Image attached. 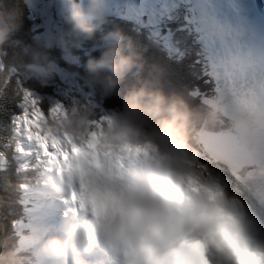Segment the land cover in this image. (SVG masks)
Masks as SVG:
<instances>
[{
  "label": "clouds",
  "instance_id": "1",
  "mask_svg": "<svg viewBox=\"0 0 264 264\" xmlns=\"http://www.w3.org/2000/svg\"><path fill=\"white\" fill-rule=\"evenodd\" d=\"M16 2L30 8L33 0ZM52 2L62 5L69 27L22 49L32 63L13 92L21 108L25 90L38 101L29 103L30 115L39 113L32 132L45 147L17 125L38 153L42 174L35 186L64 193L70 211L54 230L36 225L24 236L20 251H31L30 264H213V258L217 264H264L255 213L229 195L214 162H201L192 145L200 117L183 98L134 87L119 110L98 118L91 104L46 106L25 86L30 80L45 86L56 71L64 81L75 79L73 68L65 71L51 58L52 44L69 59L70 47L81 48L110 23L105 0ZM8 3L0 0V56L15 44L22 24L21 10ZM200 24L202 52L219 84L206 101L205 122L227 118L238 133L264 142V43L245 39L250 27L233 28L214 17ZM124 41L119 31H107L93 44L99 57L84 67V83L102 99L116 93L135 66L131 42ZM16 75L0 63V96ZM20 251L0 254V264H26ZM97 252L103 258L90 259Z\"/></svg>",
  "mask_w": 264,
  "mask_h": 264
},
{
  "label": "trees",
  "instance_id": "2",
  "mask_svg": "<svg viewBox=\"0 0 264 264\" xmlns=\"http://www.w3.org/2000/svg\"><path fill=\"white\" fill-rule=\"evenodd\" d=\"M8 6L21 10L22 24L13 37L15 44L6 45L4 55L0 56V63L5 66V71L15 69L17 73L10 81L9 87L5 89V94L0 96V156H2L0 158L5 163L0 164V254L4 255L20 251L21 242L17 243V232L13 225L17 218L25 214L20 204L23 195L21 184L30 182L31 173L24 169L19 170V167H26L27 161L24 162V157L20 156L23 154L18 144L21 132L14 128L23 109L20 107L19 99L14 96L13 88L18 78L23 75L25 67L32 63L30 56H25L22 49L29 45L35 46L36 38L41 36V30L36 25L38 18L31 14L28 7L17 3L16 0H10ZM109 20V24L96 31L94 40L87 42L81 48L70 47L69 59H65V53L61 49L57 47L49 49L50 56L56 64L69 70L73 68L75 79L67 78L61 84L50 85L48 82L45 86L30 80L25 86L39 96L44 104L51 105L53 102L65 106L72 103L91 104L95 107L98 118L119 110L123 96L134 87L148 85L153 90L162 91L166 96L177 95L183 98L190 109L200 117L193 133L192 145L199 153L201 162L208 165L209 161L205 162L207 157L196 135L205 131L221 130L223 125L219 122L206 123L208 109H205V105H199L197 99L189 97L193 89L199 91L210 89L204 78L197 77L200 73L198 65L193 63L196 60V50L190 36L178 32L173 23L165 25L167 33L161 36L151 23L145 21V23L130 20L126 22V19L116 16H110ZM57 24L58 34L66 32L69 27L64 23L63 18ZM109 30L119 31L125 37V44L131 42L135 66L118 85L116 93L102 99L97 91L84 83V67L90 57H99L100 53L93 50V44L99 42ZM71 90L73 91L70 97L66 93ZM50 100L52 103L49 102Z\"/></svg>",
  "mask_w": 264,
  "mask_h": 264
},
{
  "label": "rangeland",
  "instance_id": "3",
  "mask_svg": "<svg viewBox=\"0 0 264 264\" xmlns=\"http://www.w3.org/2000/svg\"><path fill=\"white\" fill-rule=\"evenodd\" d=\"M119 1L118 0H105V5L108 9L109 16L110 15L121 16L124 18L132 19V20H138L144 14L151 16L150 19L152 20L156 19L157 15L162 17L163 15H166L168 12H170L169 9H164V7L168 6L169 8H171L174 3V0H119ZM177 1L182 2L186 5L190 0H177ZM76 2L79 3L80 0H76ZM192 4H194L193 7L197 8V9L194 8L196 10L197 15L193 20L196 23V28L198 29L199 28L198 23H200L202 16L200 14L199 7H197L195 3H192ZM115 6L117 7L116 10H115ZM28 9L31 11L32 15L38 18V23L36 25L38 29L41 30V36L37 37V40H35L36 43L37 41L43 42V41L50 40L52 36L58 34L57 33L58 24L57 23L60 22V19L63 18L62 5L60 3L58 2L53 3L52 0H33L32 6L30 8L28 7ZM117 11L119 14L117 13ZM125 12L129 13V15L131 14L132 17L131 15L128 17V14H126ZM52 45H55V43H53ZM48 82L51 85L52 83H63L65 81L63 79V75L60 74L59 71H56L53 74V76L48 80ZM66 95H70V94L66 93ZM49 102L52 103L51 100ZM45 105L50 106L49 104H45ZM15 124L17 125L18 121L15 122ZM205 160H206L205 162H208V161L214 162V164L218 166L222 174H226V175H228V173L232 175L234 174L230 170L222 166L221 164H218L215 160H213V158L212 159L207 158ZM252 169L253 170L256 169V164H255V167ZM234 175H237V174H234ZM240 177L241 176H239V178ZM229 184L231 185L230 191L232 194H236L237 196L242 197L243 200L247 201V199L244 198L246 196V193L244 190H240L238 185L234 183L232 180L229 181ZM243 189H245L244 186H243ZM63 201L65 202V198L63 199ZM33 215L41 216L38 210H35Z\"/></svg>",
  "mask_w": 264,
  "mask_h": 264
},
{
  "label": "bare ground",
  "instance_id": "4",
  "mask_svg": "<svg viewBox=\"0 0 264 264\" xmlns=\"http://www.w3.org/2000/svg\"><path fill=\"white\" fill-rule=\"evenodd\" d=\"M199 1L196 0V4H197V6L201 7L200 8L202 11L201 15H203V13L205 15L206 9L208 8L209 0H203V2H204L203 4H201V2H199ZM119 2H121V1H119ZM112 3H114V2H112ZM116 8L117 7L115 6V10H116ZM212 9H214V7H212ZM113 10H114V8H113ZM117 13H118V11H117ZM126 14H128V17L131 15V14L129 15V13H126ZM125 17H127V16H125ZM131 17H132V15H131ZM216 20L219 21L220 23H223L218 18H216ZM126 22H127V20H126ZM205 109H208V108L205 107ZM251 151H252V155L255 159V163H256V169L255 170L247 169L244 166H238V165L234 164L233 169L237 172H246L245 175L243 177H240V178L237 175L243 174V173H237V175H234V174L232 175V174L228 173V175H226V174H223V175L226 177V180H227V184H228L227 191H228L229 195L235 196L237 199H239L241 201L242 204L245 205V207L247 209H250L253 213H255L256 221L260 222L264 226V144H257ZM236 168L237 169L240 168V169L237 170ZM230 180H232L234 183H236L240 190L245 191L246 196L244 198H246L247 201L243 200L242 197H239L236 194L231 193V191H230L231 185L229 184ZM243 186L245 187V189H243Z\"/></svg>",
  "mask_w": 264,
  "mask_h": 264
},
{
  "label": "water",
  "instance_id": "5",
  "mask_svg": "<svg viewBox=\"0 0 264 264\" xmlns=\"http://www.w3.org/2000/svg\"><path fill=\"white\" fill-rule=\"evenodd\" d=\"M196 139L202 145L207 158H213L218 164H221L232 173H243L239 174L241 177L246 173L235 171L233 169L234 164L244 166L247 169L254 168L251 154L239 143L235 136L227 133L204 132L196 135Z\"/></svg>",
  "mask_w": 264,
  "mask_h": 264
},
{
  "label": "snow or ice",
  "instance_id": "6",
  "mask_svg": "<svg viewBox=\"0 0 264 264\" xmlns=\"http://www.w3.org/2000/svg\"><path fill=\"white\" fill-rule=\"evenodd\" d=\"M23 95H24V102L22 106L23 114L18 118V124H22L23 126H25L26 131L28 133L29 140H35L43 148L45 146L43 142L41 141L39 135L37 133L32 132V126L33 124L36 123V121H34L32 117L37 116L39 113L37 111H32L30 115V112H29V103L35 106L38 104V101L32 97V94L30 91L25 90ZM57 106L59 107V105ZM44 155L47 156L48 152L45 151Z\"/></svg>",
  "mask_w": 264,
  "mask_h": 264
}]
</instances>
